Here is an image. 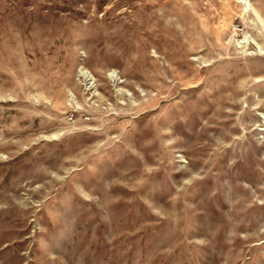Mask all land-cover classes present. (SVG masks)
<instances>
[{
  "label": "rangeland",
  "instance_id": "rangeland-1",
  "mask_svg": "<svg viewBox=\"0 0 264 264\" xmlns=\"http://www.w3.org/2000/svg\"><path fill=\"white\" fill-rule=\"evenodd\" d=\"M0 264H264V0H0Z\"/></svg>",
  "mask_w": 264,
  "mask_h": 264
}]
</instances>
